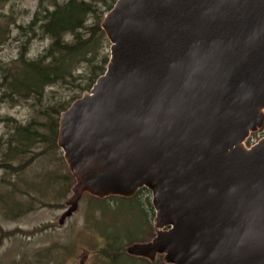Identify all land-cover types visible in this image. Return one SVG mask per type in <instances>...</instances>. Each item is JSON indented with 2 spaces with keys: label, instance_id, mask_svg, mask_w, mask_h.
Returning a JSON list of instances; mask_svg holds the SVG:
<instances>
[{
  "label": "water",
  "instance_id": "water-1",
  "mask_svg": "<svg viewBox=\"0 0 264 264\" xmlns=\"http://www.w3.org/2000/svg\"><path fill=\"white\" fill-rule=\"evenodd\" d=\"M105 73L59 118L85 195L151 193L156 234L125 249L164 264H264V0H118Z\"/></svg>",
  "mask_w": 264,
  "mask_h": 264
},
{
  "label": "rangeland",
  "instance_id": "rangeland-1",
  "mask_svg": "<svg viewBox=\"0 0 264 264\" xmlns=\"http://www.w3.org/2000/svg\"><path fill=\"white\" fill-rule=\"evenodd\" d=\"M39 1L0 0V66L17 59L28 39L20 28L29 26ZM98 9L104 16L108 13L104 5L98 4ZM47 46V41L36 39L29 46V57L36 59ZM97 52L100 57H110V43L105 34ZM87 68V64L79 65L75 76L82 78L74 85L47 88L41 102L0 103V166L17 147L16 141H12L16 125L26 128L32 123L45 124L43 113L53 107H69L76 97L86 93L82 92V88L88 83ZM35 128L44 135L48 132L41 126L36 125ZM263 138L264 126L249 138L245 147L248 149ZM30 160L31 164L20 174L0 168V264H164L162 257L149 262L125 253L130 245L149 242L156 234L153 225L155 212L149 191L137 198L139 203L115 204L110 201L102 207L91 201V196L85 195L79 210L63 226H59L73 187L67 192V186L61 181L70 173L63 152L58 145L56 150H50L46 144L34 143L23 155L10 158L14 166ZM107 228L121 241L126 238L139 242L120 243L122 253L106 258L101 254L106 246L101 234ZM12 231L17 232L10 238L2 234Z\"/></svg>",
  "mask_w": 264,
  "mask_h": 264
},
{
  "label": "trees",
  "instance_id": "trees-1",
  "mask_svg": "<svg viewBox=\"0 0 264 264\" xmlns=\"http://www.w3.org/2000/svg\"><path fill=\"white\" fill-rule=\"evenodd\" d=\"M117 1L40 0L29 26L25 29L20 28L24 34L28 35V39L19 51L17 59L11 64L0 66V103H17L28 100L41 102L47 88L57 85H74L78 79L82 78L75 76L81 64L88 65L89 74L88 83L82 88V92H89L96 80L105 73L109 61L108 55L100 57L97 52L98 44L101 43V39H104L101 29L104 14L99 12L98 4L106 6L109 12ZM39 38L47 41L48 46L36 59H32L29 57V46ZM78 98L76 97L73 102ZM68 108L53 107L49 112L43 113L42 115L46 117L45 124L32 123L26 128L20 124L16 125L12 141H16L17 147L14 148L12 156H7L9 159L0 168L13 174L22 173L31 164V160L14 166L10 158L23 155L34 143L46 144L50 150H56L57 117ZM36 125L47 129L48 132L45 135L40 133L35 128ZM61 181L67 186V192L75 183L70 173L62 177ZM146 192L147 190L143 189L131 199L111 197L98 200L91 197V201L100 207L110 204V201L115 204L119 202L139 203L137 198ZM148 208L150 210L149 205ZM16 232H3L2 234L5 238H10ZM101 235L106 245L101 254L106 258L122 253L121 246L125 241L139 242L126 238L121 241V238L110 228H107L106 232ZM120 243H122L121 246L118 245Z\"/></svg>",
  "mask_w": 264,
  "mask_h": 264
}]
</instances>
